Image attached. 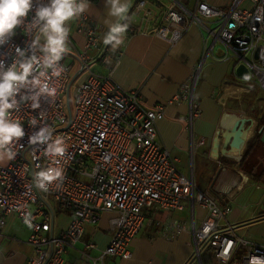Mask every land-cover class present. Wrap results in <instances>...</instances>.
Instances as JSON below:
<instances>
[{
	"label": "built area",
	"instance_id": "2783aa9c",
	"mask_svg": "<svg viewBox=\"0 0 264 264\" xmlns=\"http://www.w3.org/2000/svg\"><path fill=\"white\" fill-rule=\"evenodd\" d=\"M47 2L33 0V10L0 44L5 69L21 59L17 48L25 57L33 54L31 45L40 35L32 25L35 7ZM127 17L124 23L130 20L133 35H152L173 45L194 26L207 30L237 62L248 67L249 80L264 91V0H232L226 8L206 0H173L168 5L161 0H136ZM76 27L86 43L75 52L79 63L75 78L71 76L73 64L63 56L58 62L64 68L59 77L48 70V83L56 88L54 96L42 95L39 107H33L31 100H21L28 94L21 89L16 95L18 107L8 110L9 119L19 122L25 135L14 137L6 146L15 156L0 167V228L11 215L30 228L33 254L28 264H106L109 257L130 260V245L145 225V210L183 211L187 203L206 212L200 227L192 232L195 257L201 258L206 251L217 264H264V245L240 237L233 226L224 225L229 210L219 206L212 191L199 188L192 174L182 173L178 158L159 140L157 123L166 114V104L145 108L139 91L124 90L116 83L113 69L107 75L95 72L94 62L107 65L116 56L102 45V29L86 13L76 17ZM67 42L73 43L69 34ZM35 54L38 59L43 55L38 50ZM199 79L196 72L175 98L190 103L191 122L201 114L195 97ZM75 82L72 111L69 91ZM44 127L51 129V139L44 144L30 143L29 138ZM57 138L65 147L62 157L47 153L48 145ZM205 143L201 139L198 145ZM48 168L61 169L62 177L44 191L36 187L34 175ZM28 213L32 227L24 222ZM61 214L69 216L65 227L58 220ZM107 214L109 245L93 255L90 251L97 245L89 241L79 250L77 261L67 260L69 250L83 241L86 227L99 224Z\"/></svg>",
	"mask_w": 264,
	"mask_h": 264
},
{
	"label": "crops",
	"instance_id": "0c3cea01",
	"mask_svg": "<svg viewBox=\"0 0 264 264\" xmlns=\"http://www.w3.org/2000/svg\"><path fill=\"white\" fill-rule=\"evenodd\" d=\"M161 1L164 5L173 2ZM206 1L222 8L232 2ZM121 2L127 3L128 16L136 0ZM87 4L84 13L100 26L102 45L107 46L108 52L117 59L110 60L107 65L94 62L92 69L102 75L109 74L113 69L116 83L124 90L139 91L140 104L145 108L166 104V114L157 123L159 140L178 158L182 173L192 174L199 188L212 191L219 206L229 210L224 225L233 226L240 237L264 245V144L258 142L253 145L252 142L264 128V91L255 82L245 79L249 77V70L248 76L238 73L240 66L245 64L237 62L236 56L227 52L222 42L198 26L192 27L173 45L156 36L133 35L129 20L123 42L113 49L112 45L103 43L109 24L117 20L109 15L110 3L108 0H92ZM189 5L192 7L193 2ZM65 26L73 43L66 42L69 51L64 56L73 68L77 65L79 69L75 52L85 46L86 40L77 31L76 18L66 21ZM44 43L45 39L41 36L40 44ZM196 72L200 73V79L195 97L201 114L191 122L190 103L175 101V98ZM82 79L83 76L80 77ZM248 83L254 84L262 94H257ZM241 118L247 119L246 144L241 151L227 150L230 132ZM201 139L206 141L202 146L198 145ZM250 142L253 149L240 164ZM8 163L5 154L0 159V167ZM205 215L202 207L193 208L189 203L183 211L147 209L145 225L130 245L133 258L121 260L109 257L106 264H217L206 251L200 259L193 254L195 244L192 232L200 227ZM108 218V214L104 215L99 224L86 227L84 238L89 236L88 241L83 238L76 249H70L67 260L77 261L79 250L85 249V243L89 241L97 245L90 251L93 255H98L109 245ZM58 220L61 227H65L69 216L61 214ZM178 228L182 230L178 231ZM30 235V228L19 218L8 216L6 225L0 228V264H28V258L33 254Z\"/></svg>",
	"mask_w": 264,
	"mask_h": 264
},
{
	"label": "clouds",
	"instance_id": "9594fccd",
	"mask_svg": "<svg viewBox=\"0 0 264 264\" xmlns=\"http://www.w3.org/2000/svg\"><path fill=\"white\" fill-rule=\"evenodd\" d=\"M108 3L111 5L109 15L116 17L117 20L109 24V31L104 36L103 43L110 44L115 49L123 42V34L128 28L127 23H121L128 19L126 15L128 5L121 0H108ZM87 7V0H80L79 3L77 0H48L47 3H37L32 25L38 27L45 43L40 45L41 36H37L31 45L33 54L30 57H25V53L17 48L20 60L7 69L3 62H0V159L5 154L8 160L13 159L15 152L6 146L10 145L14 137L19 139L25 135L19 122L9 119L8 110L18 107L17 93L21 89H27L28 94L21 96V100H31L33 107H39V98L42 95L56 94V88L50 87L48 83L50 79L48 70H52L51 75L54 77H59L64 71L58 62L69 51L66 43L69 29L65 26V22L78 17ZM32 10L33 0H0V44L6 42V38L13 34V29L23 22L21 18L27 17ZM35 50L43 53L39 59ZM30 76L31 79H29ZM50 139L51 129L44 127L34 133L29 141L32 144H44ZM47 153L53 156H64L63 140L57 138L49 144ZM61 177L62 170L59 168H48L34 175L36 187L44 191L48 190L49 183ZM31 219V213L24 216V222L29 227H32Z\"/></svg>",
	"mask_w": 264,
	"mask_h": 264
},
{
	"label": "water",
	"instance_id": "95a60500",
	"mask_svg": "<svg viewBox=\"0 0 264 264\" xmlns=\"http://www.w3.org/2000/svg\"><path fill=\"white\" fill-rule=\"evenodd\" d=\"M258 57H259V53L257 52L256 53V59H258ZM238 73L240 75L248 76V69L245 67V65H241L240 68L238 69ZM246 123H247L246 118H241L238 121H236V123L234 124V126L230 132L231 137H230V140L227 144V148H226L227 150L228 149H231V150L234 149L236 152L242 150L243 146L246 144V137H245V125H246ZM261 133H263L262 136H261ZM259 135L261 136L259 139V143L263 142V144H264V128L261 129ZM239 160H241V157ZM194 244H195V240H194ZM195 248H197L196 245H195Z\"/></svg>",
	"mask_w": 264,
	"mask_h": 264
},
{
	"label": "rangeland",
	"instance_id": "374dc122",
	"mask_svg": "<svg viewBox=\"0 0 264 264\" xmlns=\"http://www.w3.org/2000/svg\"><path fill=\"white\" fill-rule=\"evenodd\" d=\"M165 1H167V0H165ZM77 69H78V66L77 65H75V67L72 69V72H71L72 80L75 78V75H76V73L78 71ZM76 84H77V82H75L74 84H72L71 89L69 91V106H70V109L72 111H74V108H75V99H76V96H75L76 88L75 87H76ZM248 85H249V87L251 89H255L257 94L258 93L259 94H262L260 91H258V89L256 88V86L254 84L248 83ZM261 97L263 98V95H261ZM65 100H66V105L68 107L67 97L65 98ZM257 113L260 114V112H257ZM258 114L257 115L255 114V115L258 116ZM60 219L63 220V216H61ZM94 238L98 240V238H96V236ZM88 239H89V236L85 237L84 238V241H88Z\"/></svg>",
	"mask_w": 264,
	"mask_h": 264
},
{
	"label": "trees",
	"instance_id": "16d2710c",
	"mask_svg": "<svg viewBox=\"0 0 264 264\" xmlns=\"http://www.w3.org/2000/svg\"><path fill=\"white\" fill-rule=\"evenodd\" d=\"M126 23H127V22H126ZM259 139H260V135L258 134L257 137H256V139H254V140L252 141V142H253V145H254V144L256 145V144L259 142ZM252 149H253V146H252V144H251V142H250L249 147H248V150H247L246 154L244 155L243 160L241 161L240 164H243V161L245 160L246 156L252 151ZM260 176H262V172L259 173V177H260Z\"/></svg>",
	"mask_w": 264,
	"mask_h": 264
},
{
	"label": "bare ground",
	"instance_id": "6f19581e",
	"mask_svg": "<svg viewBox=\"0 0 264 264\" xmlns=\"http://www.w3.org/2000/svg\"><path fill=\"white\" fill-rule=\"evenodd\" d=\"M238 156V155H237Z\"/></svg>",
	"mask_w": 264,
	"mask_h": 264
}]
</instances>
